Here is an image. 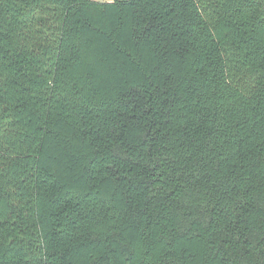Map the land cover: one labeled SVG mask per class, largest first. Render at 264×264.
Instances as JSON below:
<instances>
[{"label": "trees", "instance_id": "trees-1", "mask_svg": "<svg viewBox=\"0 0 264 264\" xmlns=\"http://www.w3.org/2000/svg\"><path fill=\"white\" fill-rule=\"evenodd\" d=\"M0 264H264V0H0Z\"/></svg>", "mask_w": 264, "mask_h": 264}, {"label": "rangeland", "instance_id": "rangeland-1", "mask_svg": "<svg viewBox=\"0 0 264 264\" xmlns=\"http://www.w3.org/2000/svg\"><path fill=\"white\" fill-rule=\"evenodd\" d=\"M90 1H93L95 3H108L111 2L112 0H90Z\"/></svg>", "mask_w": 264, "mask_h": 264}]
</instances>
